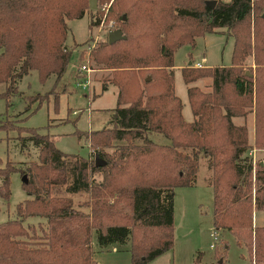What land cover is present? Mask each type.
<instances>
[{
    "label": "trees",
    "instance_id": "trees-1",
    "mask_svg": "<svg viewBox=\"0 0 264 264\" xmlns=\"http://www.w3.org/2000/svg\"><path fill=\"white\" fill-rule=\"evenodd\" d=\"M137 2L143 1L131 4ZM262 6L264 0H216L213 6L206 0H170L156 21L146 17L140 23L136 17L132 24L123 13L119 28L125 37L111 43L103 40L92 50L96 64L115 68L112 80L118 92L113 113L102 128L89 134L77 132L79 137L85 134L94 155L98 153L105 163L95 165L94 158L63 152L48 133L22 125L15 135L18 146L35 148L36 159L19 169L5 160L0 166V196L8 197L9 173L21 170L27 176L20 184L30 198L15 204V217L0 222V264H96L94 235L100 248L129 242L131 264L147 263L172 247L174 187L194 184L202 159L204 182L212 188L213 226L234 235L236 243L245 247L249 264H264V225L252 223L254 207L264 204V159L257 163L253 187L247 127L233 121L242 113L226 90L230 85L237 96L255 94V135L264 143V65L254 78L242 70L250 44L236 31L230 64L185 65L189 121L174 91L171 68L173 53L181 44H192L196 36L214 28H237L253 8ZM132 9L145 16L139 6ZM84 12L85 0H0V82L4 84L0 96L6 104L17 90V81L30 70L40 80L62 77L72 54L65 44L67 21ZM185 18L194 24L177 22ZM260 19L264 23L261 15ZM258 37L262 42L264 34ZM134 67H149L142 86ZM200 76L211 77L210 90L191 84ZM40 95L27 98L37 99L38 104ZM12 125L7 118L0 120L2 130L16 128ZM109 147L113 150L107 151ZM96 171L103 176L97 182L88 178ZM61 185L67 192L87 191L90 213L75 209L67 196L58 194ZM30 216L45 219V227L40 228L44 241L39 245L27 239L31 224L24 225L23 220ZM223 247L226 250L228 242ZM219 252L215 262L204 263L198 253L191 264H226Z\"/></svg>",
    "mask_w": 264,
    "mask_h": 264
},
{
    "label": "rangeland",
    "instance_id": "rangeland-1",
    "mask_svg": "<svg viewBox=\"0 0 264 264\" xmlns=\"http://www.w3.org/2000/svg\"><path fill=\"white\" fill-rule=\"evenodd\" d=\"M134 1L96 0V8H91L89 1L85 0L84 14L79 18L67 21L68 31L65 44L66 47L71 48L72 54L62 77L56 80L53 75H49L44 80H40L36 71L30 70L17 81V90L14 95L9 96L7 104L5 99L0 96V120L7 118L12 121V127H16L7 130L0 129V166L6 160L9 165L19 169L25 167L24 163L36 159L35 148L30 146L25 150H20L18 146L15 135L21 130L22 125L34 128L40 133H48L54 145L63 152L78 154L84 158H94V153L90 149L85 134L79 137L77 132L87 131L89 134V130H97L107 124L113 113L112 107L116 105L118 86L112 80L115 68L96 64L92 60V50L99 42L108 41L110 29L120 27L123 13L128 18L130 17V24L134 23L136 17L140 23L146 17L156 21L163 4L170 3V0L157 4L154 1L142 0L143 2L132 5L131 3ZM138 6L142 15H145L144 17L137 9ZM132 8H136L138 13H134ZM263 10L264 6L259 10L253 8L246 20L238 24L237 28H214L212 32L196 36L192 44L185 42L175 49L171 67L173 85L175 93L183 102L182 114L186 120H190L192 113L187 98V85L182 77V68L185 65H194L203 56L206 58L204 61L206 66L230 64L233 36L236 31L242 34L241 36H245L250 44L249 54L243 60L242 70L251 73L254 78L258 67L264 65L263 62H258V60H264V38L261 42V38L258 37L264 34V23L260 19ZM162 16L165 19L170 17L165 13ZM179 21H184V24H194L187 18L179 19L177 22ZM255 46H259V48H255ZM84 63L90 68L87 71L89 86L85 88L75 83V75L82 73H78V71H80V65ZM148 69L149 67H134V70L137 71L135 76L140 86L144 84V76L149 74ZM191 84L198 85L201 90H210L211 77L200 76ZM106 87L107 89H105ZM3 89L4 84L0 82V92ZM226 90L232 94L231 97L237 105L238 111L242 113L233 116V121L237 124H245L247 127L249 147L246 153H252L255 149L253 157L251 156L253 163L251 179L254 187V172L257 163L264 159V143L261 140H256L255 135V94L251 97L237 96L230 85ZM36 93H41L40 97H37L38 99L42 97L38 104L35 101L37 99L27 98L30 94ZM31 100L33 102H30ZM25 106L28 108L24 109ZM20 111L22 112L20 113ZM20 117H22L21 120ZM106 150L112 151L113 148L109 147ZM238 155L236 158L240 159L242 153ZM200 164L194 184L174 187L172 247L145 264H191L198 253L201 254V260L204 263L215 262L216 257L214 258V256L217 250L223 252L221 260L226 264L250 263L245 247L236 243L235 237L230 231L224 232V235L221 234V236L219 234L216 240L213 239L211 231L216 230L219 233L220 229L213 226L212 188L203 179L205 174L203 166H206L203 159ZM21 175V170L11 171L8 175V197L4 199L0 196V222L15 217V204L25 198H30V195L25 193L20 184L22 176L26 177L27 174L25 172L24 175ZM102 177L101 171L88 173V178L94 179L96 182L102 180ZM252 192L254 193V188ZM57 193L67 196L75 209L83 213H90V206L85 204H91L92 201L87 191L67 192L65 185H61ZM252 219L253 224L264 225V204L254 207ZM27 223L34 225V229L30 225L27 230L28 241L39 245L44 241L40 228L45 227V219L30 216L23 220L24 225ZM31 232L33 235H30ZM215 241L216 246H211V243H215ZM224 242H228L226 250L223 247ZM92 245L96 264H131V257L129 259L131 254L128 253L130 251L129 243H114L115 249L112 245L100 248L94 235ZM116 249L118 252H113ZM117 253L120 258H116ZM127 257L129 261L125 259ZM217 258L220 257L217 255Z\"/></svg>",
    "mask_w": 264,
    "mask_h": 264
},
{
    "label": "water",
    "instance_id": "water-1",
    "mask_svg": "<svg viewBox=\"0 0 264 264\" xmlns=\"http://www.w3.org/2000/svg\"><path fill=\"white\" fill-rule=\"evenodd\" d=\"M216 0H206V3L210 6H213L215 4ZM89 5L91 8H96L97 6V2L96 0H89ZM261 16L264 18V10L262 11L261 13ZM125 35L122 33V30L121 28H114V29H110L108 31V42H113L117 39H120V38H124ZM150 77H147V79H149ZM94 162H95V165H103L105 163L104 159H102L98 153H95L94 155ZM24 176H22L21 179H23Z\"/></svg>",
    "mask_w": 264,
    "mask_h": 264
},
{
    "label": "built area",
    "instance_id": "built-area-1",
    "mask_svg": "<svg viewBox=\"0 0 264 264\" xmlns=\"http://www.w3.org/2000/svg\"><path fill=\"white\" fill-rule=\"evenodd\" d=\"M205 60H206V58L205 57H202V59L200 61H196L194 63V65H196V66H202V65H204V61ZM89 69H90L89 66L87 64H85V63L82 64V65H80V67H79V70L80 71H78V73L79 72H82V73H79V74H76L75 75V83H76V85L82 86L83 88L89 86V75L87 74V71H89ZM252 153L249 152V154L253 157V155L255 153V149H253ZM211 235L213 236V239L214 240L217 239V233L215 231H212L211 232ZM214 245H215V243L212 242L211 243V246H214Z\"/></svg>",
    "mask_w": 264,
    "mask_h": 264
},
{
    "label": "crops",
    "instance_id": "crops-1",
    "mask_svg": "<svg viewBox=\"0 0 264 264\" xmlns=\"http://www.w3.org/2000/svg\"><path fill=\"white\" fill-rule=\"evenodd\" d=\"M204 57V56H203ZM198 61V60H197ZM105 89H107V87L105 88ZM192 119V117L190 118V120ZM218 230H219V233H218V231H216V230H212V231H215L216 233H217V239H218V237H219V234H220V236H221V234L222 235H224V232H226L227 230H225V229H221V228H217ZM211 231V232H212ZM95 242V241H94ZM125 243H129V242H125ZM125 243H123V244H125ZM110 245H112L113 246V249H115V245H114V243H112V244H109L108 246H110ZM127 245V244H126ZM215 245H216V241H215ZM215 245L213 246V247H215ZM108 246H106V247H108ZM128 251V250H127ZM113 252H118L117 251V249L115 250V251H113ZM128 253L130 254V251H128ZM126 254V253H125ZM128 255V254H127ZM94 256H95V254H94ZM120 258V256H119V254L117 253V256H116V258ZM124 257V256H123ZM130 255H129V259H130ZM125 259H127L128 260V257L127 258H125ZM129 261V260H128ZM127 262V261H126ZM98 263V262H97ZM99 263H100V261H99Z\"/></svg>",
    "mask_w": 264,
    "mask_h": 264
}]
</instances>
